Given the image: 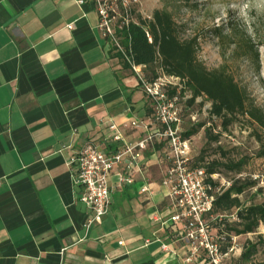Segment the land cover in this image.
<instances>
[{
    "label": "crops",
    "instance_id": "obj_1",
    "mask_svg": "<svg viewBox=\"0 0 264 264\" xmlns=\"http://www.w3.org/2000/svg\"><path fill=\"white\" fill-rule=\"evenodd\" d=\"M98 23L91 0H0V264H199L158 220L169 204L156 148L86 227L70 157L88 143L115 149L110 124L137 141L129 124L148 117Z\"/></svg>",
    "mask_w": 264,
    "mask_h": 264
},
{
    "label": "built area",
    "instance_id": "obj_2",
    "mask_svg": "<svg viewBox=\"0 0 264 264\" xmlns=\"http://www.w3.org/2000/svg\"><path fill=\"white\" fill-rule=\"evenodd\" d=\"M96 7L102 36L120 53L139 87L150 102L151 113L144 121H132L129 127L139 129L143 136L134 142L123 138L115 124L109 125L110 143L117 147L109 152L92 143L85 144L68 161L73 172V182L81 189L80 202L92 213L86 227L103 218L110 207L112 194L133 183V171L148 148L161 145L157 151L164 164L160 185L166 190L169 212L158 219L163 228L174 231L185 247V261L199 264H238L231 259L237 236L223 230V225H213L223 218L212 213L215 198L231 184L220 174H208L204 169L191 166V150L188 138L178 132L180 109L178 94L168 96L167 89L177 87L174 80L159 71L153 81L147 80L144 66L137 65L119 43L116 29L136 23L137 0H91ZM82 3V1H79ZM147 20H150L147 17ZM72 28L71 25L68 26ZM149 43L152 39L146 32ZM113 182H110V178ZM149 191L148 185L141 193ZM236 221L235 215L228 217ZM158 241V240H156ZM150 241L146 240L145 244ZM119 244H122L121 242ZM161 249L167 251L165 244Z\"/></svg>",
    "mask_w": 264,
    "mask_h": 264
},
{
    "label": "rangeland",
    "instance_id": "obj_3",
    "mask_svg": "<svg viewBox=\"0 0 264 264\" xmlns=\"http://www.w3.org/2000/svg\"><path fill=\"white\" fill-rule=\"evenodd\" d=\"M135 19H152L156 10L166 11L178 26L181 40L196 39V57L207 69L224 68L234 82L246 93L249 103L259 108L264 114V0H137ZM177 91L183 88L179 80H174ZM170 88L167 89V91ZM178 92L176 94H178ZM190 94L184 91L178 94L180 123L178 132L183 133L202 124L196 134L190 136V156L196 159L202 152L205 162L212 160L224 163L246 156L248 161L238 176L251 177L257 182L256 188L264 186V157L257 158L258 144L252 131L261 130L255 124L241 120L221 127V119L210 116L211 104L205 97H198L188 104ZM221 133L219 142L208 144L205 130ZM222 173L223 168H219ZM255 188L241 196L247 204L260 203L264 192L251 200ZM258 233L264 236V228ZM254 234L239 236L235 250L231 255L237 261L246 240H253ZM248 264H264V251Z\"/></svg>",
    "mask_w": 264,
    "mask_h": 264
},
{
    "label": "trees",
    "instance_id": "obj_4",
    "mask_svg": "<svg viewBox=\"0 0 264 264\" xmlns=\"http://www.w3.org/2000/svg\"><path fill=\"white\" fill-rule=\"evenodd\" d=\"M178 26L166 11L156 10L152 13V19L147 20L137 17L136 23H131L127 28L116 29L119 43L125 52L137 65L144 66V73L149 81H153L159 75V71L166 76L178 78L183 88L180 92L177 88L170 87L168 96L177 92L182 96L186 90L190 94L188 104L194 103L198 97H205L211 104L210 116L221 119V127L226 130L228 126L241 120L255 124L261 130L252 131V136L258 144L257 158L264 157V114L248 102L246 93L234 82L232 76L224 68L207 70L197 59V43L195 38L181 40L178 36ZM146 32L152 41L149 43ZM112 57L116 58L124 67L128 68L123 56L111 47ZM129 69V68H128ZM147 99V97H146ZM147 115H150V102L147 99ZM198 124L185 133L182 137L189 138L202 127ZM221 133H211V129L205 130L206 140L209 143L219 142ZM161 145H155L157 150ZM202 153L191 159L193 168L204 169L206 173L220 174L231 182L230 186L216 196L212 213L222 216L220 222L213 226L237 237L254 234L253 240H246L241 248L238 264L252 263L253 259L264 251V236L258 233L259 227L264 228V200L260 203L241 199L246 192L255 188L251 200L264 192L263 188H256L257 182L251 177L238 176L241 174L248 158L240 157L238 160H229L221 163L217 160L205 162ZM223 168L220 173L219 168ZM235 215L236 221H230L229 216Z\"/></svg>",
    "mask_w": 264,
    "mask_h": 264
}]
</instances>
